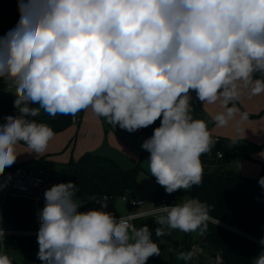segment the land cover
<instances>
[{
    "label": "clouds",
    "instance_id": "9594fccd",
    "mask_svg": "<svg viewBox=\"0 0 264 264\" xmlns=\"http://www.w3.org/2000/svg\"><path fill=\"white\" fill-rule=\"evenodd\" d=\"M18 11L17 24L0 36V81L14 90L17 110L0 123V176L19 144L46 152L55 133L33 119L41 111L55 118L90 109L129 133L159 119L141 145L148 170L167 194L188 191L203 183L201 157L217 143L209 122L194 116L192 93L202 105L222 107L212 117L217 128L249 118L237 106L245 91L264 94V0H18ZM258 183L264 188V177ZM78 192L71 181L45 190L41 264H147L161 255L146 224L105 211L106 200L80 211ZM157 211L156 237L204 235L219 223L206 201L192 197ZM258 243L252 264H264V237ZM195 255L176 252L185 264ZM0 264H13L4 251Z\"/></svg>",
    "mask_w": 264,
    "mask_h": 264
},
{
    "label": "trees",
    "instance_id": "16d2710c",
    "mask_svg": "<svg viewBox=\"0 0 264 264\" xmlns=\"http://www.w3.org/2000/svg\"><path fill=\"white\" fill-rule=\"evenodd\" d=\"M19 18L18 0H0V36L12 29ZM192 96L193 108H199L201 103L196 100L195 93H192ZM14 100L13 92L6 91L0 84V123H3L4 117L16 115ZM36 106L33 105V107ZM33 119L49 124L56 133L73 124L75 118L70 115H57L52 118L42 112L40 116ZM159 125L158 119L153 125L140 129L138 132L151 137L154 129ZM261 147L262 145L256 143L244 142L237 150L230 151L224 144L217 142L210 155L201 157L204 164V177L200 186H194L188 191L178 190L167 194L162 186L157 185L154 193L155 201L165 199L167 202L177 203L187 196L206 201L210 215L230 226L220 223L209 224L199 244L202 251L208 250L212 254H218L220 261L214 260L208 263L202 259V253H196L192 249L194 243L191 239H185L182 243H163L160 237L155 235V229L159 226L155 223V218L139 219L138 227L145 224L149 227L152 239L158 243L161 254L170 256L169 264H185L184 261L177 259L176 252L189 250L196 253L189 264H252L253 258L261 251V245L250 236L258 239L264 237V188H261L258 183L264 174V167L260 175L254 178L242 176L228 168L227 164L243 158H252V155L260 151ZM218 152L223 153L222 158H218ZM144 155L148 158L149 153L145 150ZM43 159V157L40 158V160ZM139 169V165L125 168L111 157L85 152L78 159H71L68 162L65 178L78 186L79 199L91 201V197L104 193L121 195L126 192H135L138 188ZM32 211L30 202L21 198H11L4 209L6 223L27 227L31 224ZM231 227L250 236L235 231ZM23 246L32 249L35 246L34 238H21L19 247ZM160 256L151 257L154 264H161ZM35 260L39 261L37 257L33 258V262H19L12 259L13 264H35Z\"/></svg>",
    "mask_w": 264,
    "mask_h": 264
},
{
    "label": "rangeland",
    "instance_id": "374dc122",
    "mask_svg": "<svg viewBox=\"0 0 264 264\" xmlns=\"http://www.w3.org/2000/svg\"><path fill=\"white\" fill-rule=\"evenodd\" d=\"M42 112L43 111H41V113ZM194 116L196 118L202 119L196 108H194ZM75 119H74V122L71 128L69 129L70 131L74 132L73 135H71L68 140H66L67 138L66 134H64V136H62V138L58 141L51 140L46 152L44 153L46 154L47 152H49L48 150L49 148L58 146L59 149L57 150L58 153L56 154L57 157L55 159L56 161L55 163L46 161V156H43L44 159L40 160L42 155L40 156L35 153H32L30 152V149H28L26 145L19 144L17 146V152L19 153V155L17 157L15 164H23L24 166L28 168L29 166L43 167L49 175L50 184L52 183L58 184L62 182L67 183L69 182V180L65 178V175L68 171V162L71 159L76 160L85 152L103 154L105 156L114 158L116 161L120 162L121 164L122 163L126 164L127 168L134 167L136 165H139L140 167L138 176H137L138 188H137L136 193L135 192L132 193L133 195L130 198V200L129 199L123 200L122 198H118L114 201L106 202L107 208L104 209L105 211H109L113 213V215H115L116 217H120V216L126 215L130 211L131 200H142V199L153 198L158 184L156 182L155 177H152L148 170V164H147L148 158L144 155L145 150L141 147L144 140H146L149 137L138 131L133 132V133L126 132L124 133V135L127 136L128 139L126 140V142H124L125 144L122 146L120 150L121 152L117 150L109 149L105 144L103 145V147L99 148L98 151L86 150L83 153L77 155L81 147H85L90 143V139H89V136L82 138L79 141L78 147L75 146L74 150L72 149V146H74L75 144L73 141L75 140L74 135H76L77 138L79 137V134L78 135L76 134L79 121ZM62 146L64 147L62 148ZM80 202L82 203L80 211H87V210H91L94 208L99 209L101 207V203H96L94 201H90L88 204H84L81 200ZM200 237L201 235L197 233H183L178 230H174L171 232V235L160 237V240L163 243L171 244L173 242L182 243L184 242L185 239H191V238L193 240H199ZM34 239L37 243V238H34ZM1 250L2 248H1V241H0V251ZM38 250H39V246L36 244L32 249L28 248L27 246H23V247L16 248L13 251L12 255L16 261L33 262V258L37 257ZM201 256H202V259L206 262L210 260L209 254H207L206 252L202 253ZM160 258L162 259L160 261L161 264H169L170 256L168 254L167 255L161 254ZM34 263L41 264V261L35 260ZM147 264H154L151 257L147 261Z\"/></svg>",
    "mask_w": 264,
    "mask_h": 264
},
{
    "label": "crops",
    "instance_id": "0c3cea01",
    "mask_svg": "<svg viewBox=\"0 0 264 264\" xmlns=\"http://www.w3.org/2000/svg\"><path fill=\"white\" fill-rule=\"evenodd\" d=\"M237 106L240 108L242 112L247 111L250 114L249 118L246 121H240L239 116L237 115V117L233 119L228 126L223 128H217L212 123V117L217 112L223 111L222 107L218 103L215 105L201 104L200 107L196 109L198 110L200 117L203 120L209 122V129L211 131V134L217 140V142L224 144L228 150L235 151L244 142H250V143H256L258 145H262L260 151L253 154L252 158H243L240 160L229 162L227 164L228 168L237 171L242 176L255 178L258 177V175H260L264 167V94L255 97H250L247 91H245L242 94L240 100L237 102ZM81 113H82V117L79 120H77L79 121V124L77 127L78 129L76 131V134L77 135L79 134V137L77 138V136L74 135L75 140L73 141L75 144L74 146H72V149L74 150L75 146L78 147L79 141L86 136H89L90 143L85 147H81L77 155L83 153L86 150L98 151L99 148L103 147V145L105 144L109 149L117 150L121 152L120 150L122 146L125 144L124 142H126V140L128 139L127 136L121 137L118 133H116L113 129H111L107 125V122L103 120V118H97L90 109L87 111H81ZM71 126L72 124L66 129L56 132L52 140L58 141L62 138V136H64V134L67 135L66 140H68L69 137L74 133L73 131L69 130ZM63 147L64 146H62V148ZM58 149H59L58 146L49 148L48 149L49 152L42 155V157L46 156V161L55 163ZM118 163L121 166L124 165L122 167L127 168L126 164L123 163L121 164L120 162ZM262 177H264V174ZM54 184L55 183H52L50 185H54ZM183 199L181 201H183ZM151 200L152 202L155 201L154 196L153 198H151ZM82 202L84 204H88L90 201H82ZM238 231H240L244 235H248L242 232L241 230ZM202 237L203 235H201L199 240H193L192 238L191 240L193 241V243L195 244L197 243V245H200L199 243ZM250 237H252L257 241L260 240L253 236ZM34 243L38 245L35 239H34ZM205 252L209 254L210 260L207 261L208 263H211V261L216 260L212 257L213 254L210 251L204 250L202 253ZM219 261H220V256L218 255L217 262Z\"/></svg>",
    "mask_w": 264,
    "mask_h": 264
},
{
    "label": "built area",
    "instance_id": "2783aa9c",
    "mask_svg": "<svg viewBox=\"0 0 264 264\" xmlns=\"http://www.w3.org/2000/svg\"><path fill=\"white\" fill-rule=\"evenodd\" d=\"M0 84L1 87L6 91L14 92L13 89L7 87V85L2 81ZM74 118L79 120L81 118V112L78 113ZM107 125L121 137H124V133L128 132L126 130L120 129L119 126H116L114 128L108 123ZM218 158L220 157L218 156ZM0 184L4 185L3 187H0V219H2V223H0V226H2L5 231V238H0L2 248L1 251H4L7 255H9L12 260L14 259L12 255L13 251L20 246L21 238H37V233L40 226L38 213L44 206V192L52 185H50L49 175L43 167L29 166L28 168L23 164H13L11 167H7L3 176H0ZM132 195L133 194L131 192H126L121 195L104 193L95 196L97 197V199L92 201L102 204L103 202H105V200L106 202H111L118 198H122L123 200H130ZM11 198H21L32 204L33 211L31 216V224L29 226H13L6 223L4 209L7 201ZM171 204L175 203L167 202L165 199L153 202L151 199L131 200L130 211L123 216L129 218L130 222L138 227L137 221L139 219H143L146 217L155 218L156 215H162L163 213L157 211L158 208L162 205ZM219 223L229 226L220 221ZM232 229L238 231L235 228ZM192 249L196 253L203 252L200 245L197 244L192 245Z\"/></svg>",
    "mask_w": 264,
    "mask_h": 264
},
{
    "label": "water",
    "instance_id": "95a60500",
    "mask_svg": "<svg viewBox=\"0 0 264 264\" xmlns=\"http://www.w3.org/2000/svg\"><path fill=\"white\" fill-rule=\"evenodd\" d=\"M235 231H236V230H235ZM212 257H213L214 259H217V258H218V254L214 253V254L212 255Z\"/></svg>",
    "mask_w": 264,
    "mask_h": 264
}]
</instances>
